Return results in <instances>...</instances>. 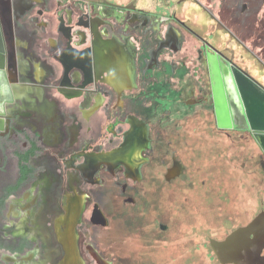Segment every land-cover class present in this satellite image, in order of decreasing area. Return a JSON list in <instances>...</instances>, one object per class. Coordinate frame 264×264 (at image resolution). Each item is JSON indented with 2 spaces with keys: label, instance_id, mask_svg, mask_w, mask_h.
Returning <instances> with one entry per match:
<instances>
[{
  "label": "flooded vegetation",
  "instance_id": "obj_1",
  "mask_svg": "<svg viewBox=\"0 0 264 264\" xmlns=\"http://www.w3.org/2000/svg\"><path fill=\"white\" fill-rule=\"evenodd\" d=\"M2 2L3 10L16 20L28 16L41 35L28 42L11 37L4 27L14 102L6 106L7 116L0 121V139L10 140L15 181L0 194V219L5 222L0 232L7 233V240L0 237V264H87V253L97 264V257L109 264L86 243L85 234L88 225L109 226L110 208L134 218L143 216L160 238L171 236L178 221L177 196L196 187L209 192L211 168L219 165L218 174L224 172L220 159L210 163L211 137L219 145L229 138L259 149L250 132L217 125L208 46L252 78L250 72L258 68L264 73V65L239 42L253 67H242L234 56L211 44L202 33L204 17L212 21L216 34L230 33L199 0ZM196 7L200 18L192 20L187 15ZM50 36L55 46L42 56L59 67L44 83L46 68L37 64L35 82L23 52L12 50L29 43L43 51ZM117 37L127 45H119ZM189 39L196 40L195 48ZM74 65L79 69L71 76L73 70L67 71ZM53 89L65 104L60 108L54 102L55 112L46 104V91L53 94ZM212 112L215 124L210 122ZM3 153L0 141V172L7 174ZM247 170L259 179L252 167ZM262 170L264 186V166ZM256 189L260 194L252 218L236 223L223 237L202 243L210 261L212 255L222 264L212 241L223 243L264 218V188ZM182 227L183 233L192 231L190 223ZM256 237L264 243V230ZM260 257L262 262L254 264H264V247Z\"/></svg>",
  "mask_w": 264,
  "mask_h": 264
},
{
  "label": "rangeland",
  "instance_id": "obj_2",
  "mask_svg": "<svg viewBox=\"0 0 264 264\" xmlns=\"http://www.w3.org/2000/svg\"><path fill=\"white\" fill-rule=\"evenodd\" d=\"M3 6L0 0L2 20L11 37L26 40L31 37L35 40L41 35H37L39 31L30 23L28 16L16 20L9 11L3 10ZM31 29H35L34 37L29 34ZM14 51L17 49H13L12 53ZM54 91L53 89V94L46 91L48 99L60 108L65 107V104L61 102L63 100L56 97ZM210 122L215 124L213 112ZM20 124H26V122L22 121ZM20 140L23 138L20 137ZM0 141L4 149L6 164H8L7 174L0 172L1 194L3 187L12 186L15 179L14 173L11 172L14 159L10 140L3 138ZM252 155L257 158L251 159ZM219 159L224 162L221 164L222 167L224 166V172L218 174L219 165L211 168L209 192H203L202 189L196 187L191 193H182L177 196L178 221L172 229L176 231V234L170 236L169 233L168 236L160 238L158 233L149 227V222L143 220V216L134 218L132 215L127 216L124 212L110 208L109 213L107 211L111 220V223H108L109 226L97 228L88 225V232L85 234L86 243L95 246L100 251L103 260L109 264H219L216 258L213 260L212 255L210 256L211 261L205 257L203 249L206 250L207 247L202 243L207 244L210 238L223 237L236 223L247 222L252 218V213L257 211V204L254 200L256 195L260 194L256 192V186H259V190L264 188L260 184L263 180L261 172L264 166V156L261 149H257L256 146L233 142L229 138L224 145L222 143L219 145L218 141L211 137L210 163L214 164ZM239 164L245 165L243 170L234 169V165L239 167ZM54 165L56 163L51 164V167ZM248 166L250 170L252 167L257 172L258 180L248 174ZM198 183L196 186H199ZM168 201L170 200L166 201L165 208L170 206ZM188 202L196 210L191 211L187 205ZM183 223H190L192 231L183 233ZM0 224L3 227L5 222L0 219ZM5 234H7L5 230L0 232V237L7 240L4 237ZM7 245H10L9 241ZM85 260L87 264H97L88 253L85 254Z\"/></svg>",
  "mask_w": 264,
  "mask_h": 264
},
{
  "label": "water",
  "instance_id": "obj_3",
  "mask_svg": "<svg viewBox=\"0 0 264 264\" xmlns=\"http://www.w3.org/2000/svg\"><path fill=\"white\" fill-rule=\"evenodd\" d=\"M4 27L0 17V121H4L7 116L6 106L14 102L13 73L10 70ZM208 48L207 61L218 127L250 132L264 154V87L214 47L209 45ZM263 230L264 218L260 216L223 243L212 241V248L222 264L262 262L260 254L264 243L257 240L256 236ZM251 235L254 236L253 239H250ZM226 252L229 253L227 257ZM96 259L98 264H106L99 257Z\"/></svg>",
  "mask_w": 264,
  "mask_h": 264
},
{
  "label": "crops",
  "instance_id": "obj_4",
  "mask_svg": "<svg viewBox=\"0 0 264 264\" xmlns=\"http://www.w3.org/2000/svg\"><path fill=\"white\" fill-rule=\"evenodd\" d=\"M200 3L206 8L212 16L222 24L226 30L230 33H218L216 34L214 27L212 26V21L206 20L204 17L203 21V30L202 33L205 37L209 39L211 44H213L217 49L221 51H225L231 57H235V62L239 61L242 67H253L254 61L250 58H247L246 55L241 52L239 46H237L236 42L240 43L254 58H256L261 64L264 65V0H199ZM198 8H194L193 10H189L188 18L195 20L200 18ZM137 21L136 19H134ZM40 25V24H38ZM35 26V25H34ZM36 27V26H35ZM39 31L37 33L41 34V31L38 27H36ZM30 33L35 36V29H31ZM176 35L174 34V37ZM178 37V38H177ZM175 38L176 42L180 39L179 36ZM26 40V39H24ZM117 43L119 45H127L124 43L120 37L116 38ZM28 41V38L27 40ZM54 37L50 36L48 39V43H43V51L36 47H29V43L27 47L18 46L17 51H22L24 56L27 59V62L30 66V74L33 75L34 81H37L35 76L36 65L42 63L46 68L44 76V83L50 82L52 76L55 74V71L58 70L59 64L57 61L53 59H44L43 52L51 51L54 48L55 44L53 43ZM29 42V41H28ZM192 44V46H196L195 39H189L188 44ZM243 56H245V60H243ZM33 61H31V59ZM34 58L36 60H34ZM52 72H50V70ZM79 69L78 66L71 67L67 74L71 72V76L77 73ZM254 69V68H253ZM254 78L264 84V73L258 68L253 70ZM70 79L72 85L74 86L75 77ZM61 91V88H60ZM56 97H60L58 93L54 92ZM51 104L50 106L48 104ZM47 106L51 109V112H55L54 107L55 103L46 100Z\"/></svg>",
  "mask_w": 264,
  "mask_h": 264
},
{
  "label": "bare ground",
  "instance_id": "obj_5",
  "mask_svg": "<svg viewBox=\"0 0 264 264\" xmlns=\"http://www.w3.org/2000/svg\"><path fill=\"white\" fill-rule=\"evenodd\" d=\"M88 66H90V65L88 64Z\"/></svg>",
  "mask_w": 264,
  "mask_h": 264
}]
</instances>
